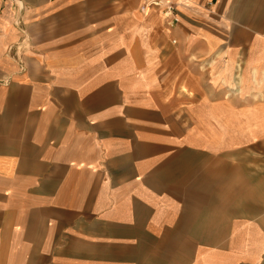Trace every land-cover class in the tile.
Returning <instances> with one entry per match:
<instances>
[{
    "label": "crops",
    "instance_id": "0c3cea01",
    "mask_svg": "<svg viewBox=\"0 0 264 264\" xmlns=\"http://www.w3.org/2000/svg\"><path fill=\"white\" fill-rule=\"evenodd\" d=\"M171 2L168 36L141 0H0V264H264V158L216 92L264 89V0Z\"/></svg>",
    "mask_w": 264,
    "mask_h": 264
},
{
    "label": "rangeland",
    "instance_id": "374dc122",
    "mask_svg": "<svg viewBox=\"0 0 264 264\" xmlns=\"http://www.w3.org/2000/svg\"><path fill=\"white\" fill-rule=\"evenodd\" d=\"M142 2V0H141ZM141 4V3H140ZM139 9L141 10L140 6ZM142 12V10H141ZM145 16H151L154 14V16H156L157 20L160 23L161 29L168 35L170 36L172 34V29L176 27V23L175 21L172 24H168L163 22L162 16L160 15L159 11L156 10L155 8H149L147 9L145 12H142ZM171 41L173 42V38H171ZM23 46L25 47H29V42L27 41L26 37L24 39V41L22 42ZM15 45L13 43L11 44H6V46L4 47L3 51H6V55L4 56L5 58H12V51L14 49ZM235 77H237V79L235 80ZM232 83L233 86L232 88L228 89V88H223V89H216V92L218 93V95H224L226 96V100L225 101H221L220 104L218 105H223V103H226L227 106L229 107L230 111L233 112V114H235L234 118L230 121H228L227 123H225L229 128L231 129H240L243 130L244 133H246L249 130H253V135L249 137L250 142L247 146V148H243V153L239 154L237 153V161H244L246 163V168H248V171L250 174H252V172H256L259 171V169L255 168L252 166L251 162L253 159L252 158H256V157H260V158H264V155L262 154V151L257 148V142H259V140H261V137H255L256 135V130L259 128V120L260 118H264V103L262 104V100L264 98V89L263 88H257L255 87V83H246L245 81H240V77L239 74L236 73L235 75L232 74ZM175 84V86H174ZM247 84V85H246ZM172 89H171V98L176 99L175 101L179 104H183L182 101L186 100H182L187 98L189 101V103L186 104H190L193 95H192V90H190L189 88H183V87H179L177 82L173 83ZM179 87V88H178ZM234 88H239L240 91L237 92L235 91ZM182 93V94H181ZM179 94V95H178ZM228 94V95H227ZM173 99V100H174ZM247 102V103H246ZM177 105V104H176ZM176 105H172V107H177ZM226 106V105H224ZM186 107L187 109H189L188 111L191 110V106H183ZM261 121V120H260ZM189 123L192 124L193 121L189 120ZM216 127H218L216 125ZM262 127H264V125H262ZM224 139H227V137L223 136ZM221 138V140L223 139ZM239 140V139H248L247 138H241V137H232V140ZM220 137H216V141L217 143L219 142ZM235 152H233V157H235ZM247 154V155H245ZM245 157H247V159H245ZM234 160V159H233Z\"/></svg>",
    "mask_w": 264,
    "mask_h": 264
},
{
    "label": "built area",
    "instance_id": "2783aa9c",
    "mask_svg": "<svg viewBox=\"0 0 264 264\" xmlns=\"http://www.w3.org/2000/svg\"><path fill=\"white\" fill-rule=\"evenodd\" d=\"M140 8L142 12H145L149 8H155L159 11L165 23L172 24L176 21L175 18L171 17L175 9L171 0H142Z\"/></svg>",
    "mask_w": 264,
    "mask_h": 264
}]
</instances>
